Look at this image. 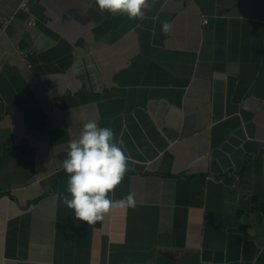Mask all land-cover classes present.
Segmentation results:
<instances>
[{
    "label": "crops",
    "instance_id": "1",
    "mask_svg": "<svg viewBox=\"0 0 264 264\" xmlns=\"http://www.w3.org/2000/svg\"><path fill=\"white\" fill-rule=\"evenodd\" d=\"M20 2L0 0V264H264V0H154L142 21ZM89 120L129 157L110 196L137 201L95 225L61 199Z\"/></svg>",
    "mask_w": 264,
    "mask_h": 264
},
{
    "label": "clouds",
    "instance_id": "2",
    "mask_svg": "<svg viewBox=\"0 0 264 264\" xmlns=\"http://www.w3.org/2000/svg\"><path fill=\"white\" fill-rule=\"evenodd\" d=\"M101 10L112 14H126L129 19H144V10L153 7L154 0H96ZM172 23H162V33L170 35ZM114 130L100 127L95 120H89L76 138L68 142L63 168L68 175L67 193L62 195L63 203L74 210L77 220L95 225L114 208H135L137 201L133 194L115 200V188L124 178L129 157L126 156Z\"/></svg>",
    "mask_w": 264,
    "mask_h": 264
},
{
    "label": "built area",
    "instance_id": "3",
    "mask_svg": "<svg viewBox=\"0 0 264 264\" xmlns=\"http://www.w3.org/2000/svg\"><path fill=\"white\" fill-rule=\"evenodd\" d=\"M18 9L29 12L30 9H29L28 0H21L20 4H19V6H18ZM4 22H5V26H4L3 31H4L5 28L9 25V23H10V19H5ZM37 22H38L37 18H36L35 16H33V14L29 13L28 24L34 26V25L37 24ZM207 22H208V19L205 18V19H204V23H207ZM20 53H21V54H24V51H23V50H20Z\"/></svg>",
    "mask_w": 264,
    "mask_h": 264
}]
</instances>
